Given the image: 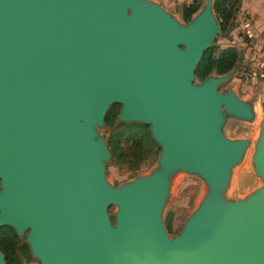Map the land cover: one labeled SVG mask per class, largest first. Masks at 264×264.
Wrapping results in <instances>:
<instances>
[{
	"label": "water",
	"instance_id": "1",
	"mask_svg": "<svg viewBox=\"0 0 264 264\" xmlns=\"http://www.w3.org/2000/svg\"><path fill=\"white\" fill-rule=\"evenodd\" d=\"M219 31L212 0L185 23L151 0H0V225L38 264H264V105L252 154L263 182L224 200L249 139L221 125L253 105L217 89L235 66L193 81ZM112 102L160 147L155 169L118 186L95 129ZM177 168L208 190L169 235L160 211Z\"/></svg>",
	"mask_w": 264,
	"mask_h": 264
},
{
	"label": "rangeland",
	"instance_id": "2",
	"mask_svg": "<svg viewBox=\"0 0 264 264\" xmlns=\"http://www.w3.org/2000/svg\"><path fill=\"white\" fill-rule=\"evenodd\" d=\"M174 16L179 22L186 21L180 16V7L182 3H188L192 0H151ZM205 0H197L198 10ZM240 1L237 8L233 11L228 22H225L223 28L216 32L210 45L214 47V51L221 46L227 44H236V36L242 35L246 37L240 30ZM214 12V11H213ZM195 11L191 14V16ZM248 65L237 62L235 71L223 82L217 85V89L225 91L229 88H234L240 93L254 89L259 92L264 87V78L258 75H247ZM231 69V68H230ZM209 74H216L213 71ZM250 77L254 79L251 80ZM201 79L196 76L194 82H199ZM120 103L112 102L108 105L105 113L109 110L107 117H103V124L96 125L97 134L104 140L106 148L109 151V156L104 161V178L113 185L118 186L132 178L146 174L158 166L159 145L151 137L150 139L141 136V129L132 127L130 137H126L127 132L122 130V126L118 122L134 123L141 121H121L116 118ZM104 113V116H105ZM261 118L260 105L257 104L254 116L250 119H240L232 116H226L221 125L222 132L229 138L247 137L249 143L245 147L242 155L231 166L228 177V184L223 190L224 200H232L243 198L248 193L253 192L262 184V178L255 172V166L252 159L254 145L259 133V123ZM144 123V122H141ZM147 124V123H145ZM138 128V129H137ZM148 128V124H147ZM149 131V129H148ZM118 133L119 142L117 147L112 151L108 148L107 142L110 134ZM141 136V141L138 145H133L131 142L132 136ZM208 190V186L203 178L196 172L186 169L177 168L169 173V181L166 195L164 197L160 217L166 232L169 235L176 233L182 226L184 220L198 206ZM117 209L115 203H110L107 206V213L110 220H114V212ZM166 220L169 226H166ZM18 236V235H17ZM25 242L23 236H18V241L14 244V251L20 255V264H38L39 260L32 256L29 260H25L20 252L19 245ZM26 243V242H25ZM27 244V243H26ZM28 245V244H27Z\"/></svg>",
	"mask_w": 264,
	"mask_h": 264
},
{
	"label": "trees",
	"instance_id": "3",
	"mask_svg": "<svg viewBox=\"0 0 264 264\" xmlns=\"http://www.w3.org/2000/svg\"><path fill=\"white\" fill-rule=\"evenodd\" d=\"M240 0H212V9L214 11V15L216 17V21L220 27L223 28L225 22H228L231 17L233 11L237 8ZM198 8L197 0H192L188 3H182L180 7V16L187 21L191 14L196 11ZM241 59V54L238 49L233 44H227L221 46L214 51V47L209 45L201 54L197 64L194 68V75L203 79L210 72H214L216 74H221L228 71L230 68L235 66L237 62ZM109 110L105 113L104 117H107ZM121 125L122 130L127 132L126 137H130L132 135L131 128L138 127L141 129V136H144L147 139L151 140L149 135V131L147 128V124L141 122L134 123H123L118 122ZM137 128V129H138ZM110 138H108V148L110 151L113 150L114 147H117L119 142L118 133L110 134ZM141 136H132L131 142L133 145H138L141 141ZM166 226H169V222L166 220ZM18 241V236L16 235L13 228L7 224L0 225V252L3 254V259L6 264H20V255L16 254L14 251V244ZM20 252L25 260H29L31 257V253L28 245L25 242H21L19 245Z\"/></svg>",
	"mask_w": 264,
	"mask_h": 264
},
{
	"label": "crops",
	"instance_id": "4",
	"mask_svg": "<svg viewBox=\"0 0 264 264\" xmlns=\"http://www.w3.org/2000/svg\"><path fill=\"white\" fill-rule=\"evenodd\" d=\"M239 9L238 16L242 15L239 28L247 36L238 35L232 41H237L233 45L241 54L240 63L248 65L250 68L247 71H251L259 64L264 63V0H240ZM246 21H248V26L244 27ZM232 89L239 97L252 102L254 112L257 104L260 105V109L264 105V87L259 92L251 89L246 93Z\"/></svg>",
	"mask_w": 264,
	"mask_h": 264
},
{
	"label": "built area",
	"instance_id": "5",
	"mask_svg": "<svg viewBox=\"0 0 264 264\" xmlns=\"http://www.w3.org/2000/svg\"><path fill=\"white\" fill-rule=\"evenodd\" d=\"M248 26V21H246L244 23V27ZM247 75H258L262 78H264V63L259 64L258 66H256L254 69H252L251 71H247L246 73Z\"/></svg>",
	"mask_w": 264,
	"mask_h": 264
}]
</instances>
